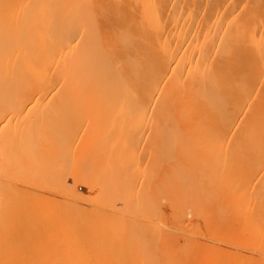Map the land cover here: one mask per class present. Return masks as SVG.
Here are the masks:
<instances>
[{
  "label": "bare ground",
  "instance_id": "1",
  "mask_svg": "<svg viewBox=\"0 0 264 264\" xmlns=\"http://www.w3.org/2000/svg\"><path fill=\"white\" fill-rule=\"evenodd\" d=\"M0 89L2 264H264V0H0Z\"/></svg>",
  "mask_w": 264,
  "mask_h": 264
},
{
  "label": "rangeland",
  "instance_id": "2",
  "mask_svg": "<svg viewBox=\"0 0 264 264\" xmlns=\"http://www.w3.org/2000/svg\"><path fill=\"white\" fill-rule=\"evenodd\" d=\"M0 90L2 91V89H0ZM3 91H4V90H3ZM3 91H2V93H0V95L5 93V91H4V92H3ZM1 97L4 98L5 95H3V96L1 95V96H0V99H1ZM1 101H2V99H1ZM1 101H0V103H1ZM0 106H1V105H0ZM3 109H4V108H2V110H3ZM5 109H6V108H5ZM5 111H6V110H5ZM3 112H4V110H3ZM2 114H3V113L1 112V113H0V116L2 117V121H0V123H2L3 121L5 122V117H6V118L8 117L7 113L3 114V115H5V116H2ZM21 117H23V116H21ZM20 119H21V118H19L18 121H19ZM22 119H24V118H22ZM22 119H21V121H24V120H22ZM0 120H1V119H0ZM6 120H7V119H6ZM4 122H3V123H4ZM18 123H19V122H18ZM21 123H23V122H20L19 124L21 125ZM4 124H5V123H4ZM1 128H3L2 124H0V130L3 132V130H5V129L2 130ZM1 131H0V133H1ZM2 134H3V133H2ZM2 134H1L0 136L3 137ZM95 193H96V192H94V193H92V194H95ZM23 199H25V197H24ZM1 213H2V212H0V214H1ZM3 214H4V215H1V216L3 217V219H2V217H0V219H1V226H0V228H1V227H2V228L5 227V225H4V224H6L5 222H8V223H10V225H13V223L10 221V218H9V220L7 219L10 215H8V214H6V213H4V212H3ZM5 215H6V219H5L6 221L4 220ZM7 216H8V217H7ZM7 220H8V221H7ZM2 221H4L3 224H2ZM8 223H7V228H8V226H9ZM11 223H12V224H11ZM14 224H15V223H14ZM2 225H4V226H2ZM7 228H6V229H7ZM0 230H1L2 232H4L3 229H0ZM1 231H0V232H1ZM5 231H6V230H5ZM7 231H8V229H7ZM2 232H1V233H2ZM0 235H1V234H0ZM0 251H1V253H0V256H1V255L3 254L4 251H3V252H2V250H0ZM7 252H8V251H6V253H7ZM9 254H10V253H9ZM5 255H7V254H5ZM5 255H4V256H5ZM4 256L0 257V258H3V261H2V259H0V262H1V261L4 262ZM50 256H51L50 253L47 254V255H44V257H50ZM11 259H13V258H11ZM5 260H6V259H5ZM19 261H20L21 264L23 263V260L21 261V259H20ZM2 262H1V264H2Z\"/></svg>",
  "mask_w": 264,
  "mask_h": 264
}]
</instances>
